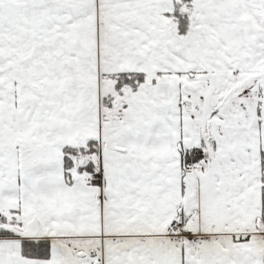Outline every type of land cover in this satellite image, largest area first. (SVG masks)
Masks as SVG:
<instances>
[{
    "label": "snow or ice",
    "instance_id": "snow-or-ice-1",
    "mask_svg": "<svg viewBox=\"0 0 264 264\" xmlns=\"http://www.w3.org/2000/svg\"><path fill=\"white\" fill-rule=\"evenodd\" d=\"M0 264H264V0H0Z\"/></svg>",
    "mask_w": 264,
    "mask_h": 264
}]
</instances>
